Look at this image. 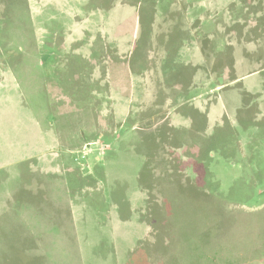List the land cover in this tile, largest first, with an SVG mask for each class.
Returning a JSON list of instances; mask_svg holds the SVG:
<instances>
[{
    "label": "rangeland",
    "instance_id": "1",
    "mask_svg": "<svg viewBox=\"0 0 264 264\" xmlns=\"http://www.w3.org/2000/svg\"><path fill=\"white\" fill-rule=\"evenodd\" d=\"M8 73L73 149L0 264H264V0H0Z\"/></svg>",
    "mask_w": 264,
    "mask_h": 264
},
{
    "label": "crops",
    "instance_id": "2",
    "mask_svg": "<svg viewBox=\"0 0 264 264\" xmlns=\"http://www.w3.org/2000/svg\"><path fill=\"white\" fill-rule=\"evenodd\" d=\"M63 137L56 135L52 125H42L40 117L35 116L28 106L18 80L12 74L0 75V176L13 173L23 175L25 170L18 173L22 165H27L32 181L41 171L44 175L55 174L58 163L60 166L67 164L61 149L65 153H71L73 149L66 145V139L62 144ZM5 181L8 182L9 177ZM11 192L16 191H10L6 184L0 187V214L4 209L3 198L12 196L14 193ZM68 206L66 211L72 222L74 209Z\"/></svg>",
    "mask_w": 264,
    "mask_h": 264
},
{
    "label": "built area",
    "instance_id": "3",
    "mask_svg": "<svg viewBox=\"0 0 264 264\" xmlns=\"http://www.w3.org/2000/svg\"><path fill=\"white\" fill-rule=\"evenodd\" d=\"M101 148H103V147H101ZM85 154H86V152H85V151H83L81 159H84V157H85ZM75 160L77 161L78 159H77V158H75Z\"/></svg>",
    "mask_w": 264,
    "mask_h": 264
}]
</instances>
